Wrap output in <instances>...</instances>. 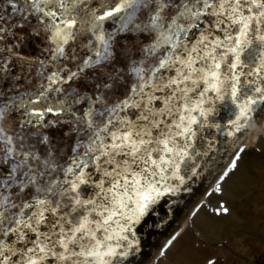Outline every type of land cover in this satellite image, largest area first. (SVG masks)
I'll return each instance as SVG.
<instances>
[{"label": "snow or ice", "instance_id": "obj_1", "mask_svg": "<svg viewBox=\"0 0 264 264\" xmlns=\"http://www.w3.org/2000/svg\"><path fill=\"white\" fill-rule=\"evenodd\" d=\"M262 124L264 0H0V264H159Z\"/></svg>", "mask_w": 264, "mask_h": 264}, {"label": "rangeland", "instance_id": "obj_2", "mask_svg": "<svg viewBox=\"0 0 264 264\" xmlns=\"http://www.w3.org/2000/svg\"><path fill=\"white\" fill-rule=\"evenodd\" d=\"M221 204L229 214L201 209L161 264H264V139L244 152L223 194L208 202L215 210Z\"/></svg>", "mask_w": 264, "mask_h": 264}, {"label": "water", "instance_id": "obj_3", "mask_svg": "<svg viewBox=\"0 0 264 264\" xmlns=\"http://www.w3.org/2000/svg\"><path fill=\"white\" fill-rule=\"evenodd\" d=\"M253 134V133H252ZM251 134V135H252ZM207 188V181H196L192 184L191 190L182 192L177 197L176 203L173 205L175 213L169 212V215L165 219H161L159 226L152 227V235L144 236L148 245H158L163 243L166 238L169 237L183 222L186 216L189 215L192 208L197 204L200 198L204 195L205 189ZM163 211H168L167 207ZM163 211L161 216H163ZM148 230L145 229V232ZM151 255L156 252L155 247L146 248ZM151 261H149L150 264Z\"/></svg>", "mask_w": 264, "mask_h": 264}, {"label": "bare ground", "instance_id": "obj_4", "mask_svg": "<svg viewBox=\"0 0 264 264\" xmlns=\"http://www.w3.org/2000/svg\"><path fill=\"white\" fill-rule=\"evenodd\" d=\"M259 135H264V124H262L259 128L256 129L255 132H253V134H252V135L250 136V138L248 139L246 145L249 146V145H251L253 142H255V141L257 140V137H258ZM243 154H244V153H243ZM199 212H200V211H199ZM199 212H198V213H199ZM198 213H197V214H198ZM197 214H196V215H197ZM196 215L194 216V218L196 217ZM194 218H193V219H194ZM187 222H188V220L185 221L184 224L186 225ZM185 225H183V226H185ZM179 240H180V239H179ZM179 240H178V241H179ZM178 241H177V242H178ZM177 242H176V243H177ZM176 243H175V244H176ZM171 249H172V248H171ZM171 249H170V250H171Z\"/></svg>", "mask_w": 264, "mask_h": 264}]
</instances>
